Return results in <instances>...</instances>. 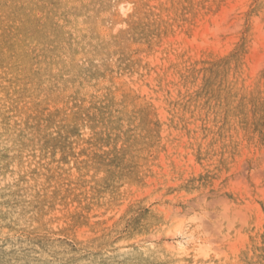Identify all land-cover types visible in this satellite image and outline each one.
<instances>
[{"label":"rangeland","instance_id":"1","mask_svg":"<svg viewBox=\"0 0 264 264\" xmlns=\"http://www.w3.org/2000/svg\"><path fill=\"white\" fill-rule=\"evenodd\" d=\"M0 264H264V0H0Z\"/></svg>","mask_w":264,"mask_h":264},{"label":"bare ground","instance_id":"2","mask_svg":"<svg viewBox=\"0 0 264 264\" xmlns=\"http://www.w3.org/2000/svg\"><path fill=\"white\" fill-rule=\"evenodd\" d=\"M123 11H124V13H126L127 11H129V8H127V7L126 8H123ZM184 244L185 243L183 241H179V242H177V244L173 245L172 250H174V251H176V252H178L180 254L186 253V247H185Z\"/></svg>","mask_w":264,"mask_h":264}]
</instances>
